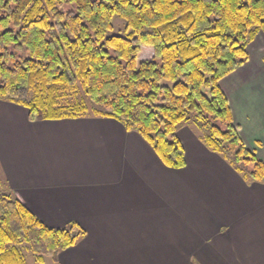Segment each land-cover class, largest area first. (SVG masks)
<instances>
[{"label":"trees","instance_id":"trees-1","mask_svg":"<svg viewBox=\"0 0 264 264\" xmlns=\"http://www.w3.org/2000/svg\"><path fill=\"white\" fill-rule=\"evenodd\" d=\"M114 17L124 37L107 36ZM259 33L264 0H0V101L31 122L115 120L173 170L185 167L177 131L188 124L246 184H264V163L240 139L219 85ZM142 47L150 59L138 60ZM78 89L80 100L60 104ZM82 236L75 224L47 227L0 191V264H26L21 246L36 264L57 263Z\"/></svg>","mask_w":264,"mask_h":264},{"label":"crops","instance_id":"crops-1","mask_svg":"<svg viewBox=\"0 0 264 264\" xmlns=\"http://www.w3.org/2000/svg\"><path fill=\"white\" fill-rule=\"evenodd\" d=\"M251 52L263 60L264 34ZM243 66L219 85L240 139L264 163V67ZM177 138L185 167L173 170L115 120L31 122L0 101V191L47 227L82 230L57 264H264V184H246L193 126Z\"/></svg>","mask_w":264,"mask_h":264},{"label":"rangeland","instance_id":"rangeland-1","mask_svg":"<svg viewBox=\"0 0 264 264\" xmlns=\"http://www.w3.org/2000/svg\"><path fill=\"white\" fill-rule=\"evenodd\" d=\"M65 9L70 10L73 8L71 7V5H66ZM113 25H114L113 31L108 33L107 36L108 37H110V36H123L124 37L125 36V30L123 27V21H121L117 17H114L113 18ZM250 44H252V43H250ZM250 44L247 46V50L250 47ZM152 52H153V50L151 47H142L141 53L138 57V60L141 61V60L150 59L152 57ZM248 58H249V60L247 62H249L251 60L252 66L258 67V63H259L260 66L262 65L264 67V58H263V60L261 59V61H260V59H258V61H257L258 56L254 52L253 53L251 52V58H250V56H248ZM244 65H246V63ZM238 70H240L239 72L242 73L244 71L250 70V67L245 68L243 66L242 68H238ZM239 72H237V73H239ZM230 76H236V75L232 74ZM247 76H249V75H247ZM81 98H82V93H81L80 89H78L75 93H68L67 95H64V97L60 101V104L61 105L72 104L74 102H77ZM249 167L251 168V166H249ZM20 250L22 252V256L24 257L26 264H36L34 256L32 255V253L29 251V249L26 246H21ZM46 264H57V263H54L52 260L47 259Z\"/></svg>","mask_w":264,"mask_h":264},{"label":"bare ground","instance_id":"bare-ground-1","mask_svg":"<svg viewBox=\"0 0 264 264\" xmlns=\"http://www.w3.org/2000/svg\"><path fill=\"white\" fill-rule=\"evenodd\" d=\"M150 51V50H149ZM150 53V52H149Z\"/></svg>","mask_w":264,"mask_h":264}]
</instances>
